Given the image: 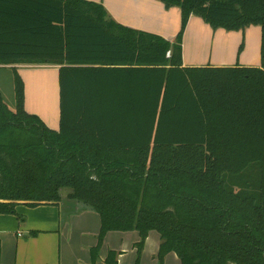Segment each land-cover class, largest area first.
Listing matches in <instances>:
<instances>
[{
    "label": "trees",
    "instance_id": "trees-1",
    "mask_svg": "<svg viewBox=\"0 0 264 264\" xmlns=\"http://www.w3.org/2000/svg\"><path fill=\"white\" fill-rule=\"evenodd\" d=\"M181 10L174 42L88 0H0V66L57 65L60 128L0 92V213L69 200L109 232H150L159 260L264 264V0H159ZM262 29L260 67H184L191 16ZM171 57H167L168 52ZM110 252L107 264H117Z\"/></svg>",
    "mask_w": 264,
    "mask_h": 264
},
{
    "label": "crops",
    "instance_id": "crops-1",
    "mask_svg": "<svg viewBox=\"0 0 264 264\" xmlns=\"http://www.w3.org/2000/svg\"><path fill=\"white\" fill-rule=\"evenodd\" d=\"M103 4L118 23L155 33L175 41L181 29V10L166 7L159 0H88ZM196 41L188 58L183 45L184 67H260L262 29L249 26L238 31L212 28L202 18L191 16L183 40ZM201 39V40H200ZM200 40V41H199ZM203 45V47H202ZM26 80L32 74L22 73ZM39 86V85H37ZM38 89V90H36ZM26 95L25 109L36 115L52 130L60 128V107L54 108L47 86ZM44 89V90H43ZM32 100L38 106L32 108ZM31 102V103H30ZM15 215L0 213V264H107L110 252L117 253V264H137L138 231L109 232L96 257L101 230L100 215L93 209L66 199L59 205L17 206ZM162 240L159 233L150 232L140 257V264H160ZM164 264H181L173 252Z\"/></svg>",
    "mask_w": 264,
    "mask_h": 264
},
{
    "label": "rangeland",
    "instance_id": "rangeland-1",
    "mask_svg": "<svg viewBox=\"0 0 264 264\" xmlns=\"http://www.w3.org/2000/svg\"><path fill=\"white\" fill-rule=\"evenodd\" d=\"M201 40V39H200ZM199 40V41H200ZM194 37L192 36L191 40H183V45L187 49L188 58L192 55H195L196 50L193 52V46L195 44ZM199 47V43L196 41V49ZM203 47V45H202ZM59 69L57 65H8L0 66V92L3 96L6 104L11 108L15 109L16 103V93H15V80L16 75L18 74L25 86V96L28 94L34 96V90L39 87L45 88L47 86L50 99L55 109L59 107L60 100V89H59ZM22 73L32 74L31 79L26 80ZM39 85V86H37ZM38 90V89H36ZM44 90V89H43ZM31 103V102H30ZM32 108L38 106L37 101L32 100ZM69 190H64L62 192V197L64 200L68 198Z\"/></svg>",
    "mask_w": 264,
    "mask_h": 264
},
{
    "label": "built area",
    "instance_id": "built-area-1",
    "mask_svg": "<svg viewBox=\"0 0 264 264\" xmlns=\"http://www.w3.org/2000/svg\"><path fill=\"white\" fill-rule=\"evenodd\" d=\"M167 57H171V52L170 51L168 52Z\"/></svg>",
    "mask_w": 264,
    "mask_h": 264
}]
</instances>
